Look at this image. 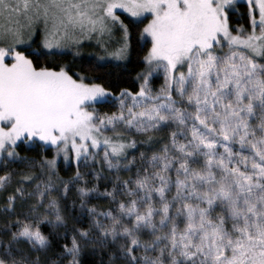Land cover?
I'll return each mask as SVG.
<instances>
[{"label":"snow or ice","instance_id":"obj_1","mask_svg":"<svg viewBox=\"0 0 264 264\" xmlns=\"http://www.w3.org/2000/svg\"><path fill=\"white\" fill-rule=\"evenodd\" d=\"M141 24L135 90L48 63ZM0 166V264H264V0H0Z\"/></svg>","mask_w":264,"mask_h":264},{"label":"trees","instance_id":"obj_2","mask_svg":"<svg viewBox=\"0 0 264 264\" xmlns=\"http://www.w3.org/2000/svg\"><path fill=\"white\" fill-rule=\"evenodd\" d=\"M244 11V9H241ZM236 18L234 17L233 20ZM130 20V18H126V22ZM243 23V22H242ZM236 27L237 25H233ZM143 25H139L138 27L131 26L132 31V48H133V55L130 57L129 60H104L101 61L100 59H95L94 57H89L88 55H74L70 52H63L56 58L49 59L48 63L50 66H60V65H69L72 68L73 73L79 71L81 68L88 69L91 67V71L83 73L87 74L91 79H95L97 83H101L105 87L110 89H114L118 94L120 88H128L130 90H135L138 88V84L135 80L136 74L140 72L143 68L142 65V57L147 51V47L143 48V51L140 50V30L142 29ZM39 44L38 41H36ZM43 63V61H41ZM160 83H162V77L155 81L154 87L158 88ZM101 112L108 111H116L114 106L112 107H104L100 109ZM20 154L22 156H29L34 157L35 153L33 152H26L24 151L23 147L20 149ZM138 155V153H137ZM53 156L52 152L47 153V158L51 159ZM102 156V153H101ZM39 159V157H36ZM15 167V166H13ZM99 165H97V168ZM75 164H72L70 167L65 166L60 160H58V172L60 178L67 180L71 176L75 174ZM82 172L85 173L86 179L90 181V184H95L96 181L87 173L90 172V168H82ZM3 167L0 166V175H3ZM127 175L126 173L124 174ZM100 187L103 189L104 182L100 181ZM12 189L9 188L7 190H0V208L3 207L5 200L7 199V194ZM92 204L98 206L99 210L107 211L108 210V203L105 202L103 199L95 200L93 199ZM85 226L87 225V218L84 220ZM72 227L71 221L69 222V228ZM71 234H69L70 236Z\"/></svg>","mask_w":264,"mask_h":264},{"label":"rangeland","instance_id":"obj_3","mask_svg":"<svg viewBox=\"0 0 264 264\" xmlns=\"http://www.w3.org/2000/svg\"><path fill=\"white\" fill-rule=\"evenodd\" d=\"M41 39L42 36L37 37L36 41L40 43ZM104 40L106 42L105 45L99 46L97 45L95 39L91 41L85 39L83 45L79 48L78 56L88 55L89 57H94L95 59H99L100 56H104L105 58L101 61L104 60L117 61V59H114L110 54L114 52L117 48H119L121 43V34L117 31L114 33V35L111 38L105 36ZM105 47L107 48V51H105ZM64 52H70L74 55H77V48L76 46H72L70 49H66ZM59 160L63 164H65L62 157Z\"/></svg>","mask_w":264,"mask_h":264}]
</instances>
